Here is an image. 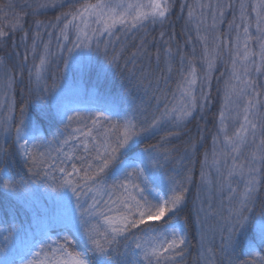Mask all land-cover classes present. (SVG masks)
Here are the masks:
<instances>
[{
	"label": "snow or ice",
	"instance_id": "1",
	"mask_svg": "<svg viewBox=\"0 0 264 264\" xmlns=\"http://www.w3.org/2000/svg\"><path fill=\"white\" fill-rule=\"evenodd\" d=\"M0 264H264V0H0Z\"/></svg>",
	"mask_w": 264,
	"mask_h": 264
},
{
	"label": "trees",
	"instance_id": "2",
	"mask_svg": "<svg viewBox=\"0 0 264 264\" xmlns=\"http://www.w3.org/2000/svg\"><path fill=\"white\" fill-rule=\"evenodd\" d=\"M49 18H50V17H49ZM221 71H223V69H221ZM219 86L222 88V87H223V84L221 83ZM213 94H214V96L216 95L215 92H214ZM209 144H210V142H209ZM208 146H209V145H206L205 147L207 148ZM195 243H196V241L193 240V245H195Z\"/></svg>",
	"mask_w": 264,
	"mask_h": 264
}]
</instances>
